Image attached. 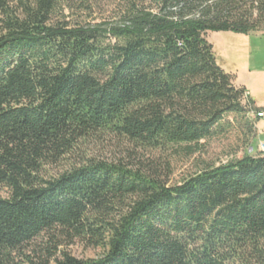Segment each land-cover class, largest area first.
<instances>
[{
  "label": "trees",
  "instance_id": "1",
  "mask_svg": "<svg viewBox=\"0 0 264 264\" xmlns=\"http://www.w3.org/2000/svg\"><path fill=\"white\" fill-rule=\"evenodd\" d=\"M60 1L0 0V264H264L263 152L173 185L148 157L63 164L99 136L156 157L198 151L230 115L252 131L263 107L206 33L264 34V0H119L116 24L54 19Z\"/></svg>",
  "mask_w": 264,
  "mask_h": 264
},
{
  "label": "rangeland",
  "instance_id": "2",
  "mask_svg": "<svg viewBox=\"0 0 264 264\" xmlns=\"http://www.w3.org/2000/svg\"><path fill=\"white\" fill-rule=\"evenodd\" d=\"M20 1L9 0L10 7L19 11ZM123 6L119 0H61L53 18L60 19L65 16L71 23L116 24L124 17ZM206 38L213 44L217 62L221 67L235 73L239 81L248 83L257 102L264 104V34L213 31L207 32ZM247 118L238 116L233 119L230 115L227 119L229 123H223L209 138L202 140L198 151L196 149L192 154L186 153L185 149L178 146L166 156L151 157L141 151L135 153L126 141L107 135L90 138L76 153L67 157L63 164L68 166L69 163H76L85 157L106 162L124 161L135 164L138 160H146L144 158L148 157L161 165L162 179L167 184L173 185L204 167L218 165L231 158L242 156L248 146L254 145L253 138L257 131L256 127L249 131ZM260 120L263 124L264 119ZM165 162L169 164L168 167ZM54 169L56 168H50L53 172ZM0 196H8V189L3 185H0ZM41 237L32 243L34 248L41 247L40 245L45 242ZM62 241L59 249L78 258L98 257L103 252L101 247L88 245L81 239H75L71 243H67L64 239Z\"/></svg>",
  "mask_w": 264,
  "mask_h": 264
},
{
  "label": "crops",
  "instance_id": "3",
  "mask_svg": "<svg viewBox=\"0 0 264 264\" xmlns=\"http://www.w3.org/2000/svg\"><path fill=\"white\" fill-rule=\"evenodd\" d=\"M235 82H236L238 85H243V86H245V88H246L247 91H248L249 96L255 101V104H256L257 106L264 107V104H260V103L257 102L256 97H254V95H253V92H252V88H251V86H250V85H247L248 83H245V82L239 81V80L237 79V77L235 78ZM249 84H251V83L249 82ZM256 128H257L256 136L253 138L254 145H252V146H254V150H255V151L253 152L254 154H255V152H256V153L260 152V151L258 150V148H257L259 142H264V123L261 124V120H260L259 122H257V124H256Z\"/></svg>",
  "mask_w": 264,
  "mask_h": 264
},
{
  "label": "built area",
  "instance_id": "4",
  "mask_svg": "<svg viewBox=\"0 0 264 264\" xmlns=\"http://www.w3.org/2000/svg\"><path fill=\"white\" fill-rule=\"evenodd\" d=\"M256 116L260 119H264V107L256 112ZM257 148L260 152L264 153V142H259ZM254 151V146L250 145L247 147L248 153L252 154Z\"/></svg>",
  "mask_w": 264,
  "mask_h": 264
}]
</instances>
